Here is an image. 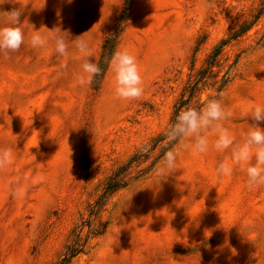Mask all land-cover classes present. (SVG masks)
I'll return each instance as SVG.
<instances>
[{"label":"rangeland","instance_id":"rangeland-1","mask_svg":"<svg viewBox=\"0 0 264 264\" xmlns=\"http://www.w3.org/2000/svg\"><path fill=\"white\" fill-rule=\"evenodd\" d=\"M16 7L33 30L59 26L89 40V59L101 71L87 83L74 46L67 57L55 55L51 42L32 49L30 25L19 50L0 52V151L16 146L0 164V264H57L72 231L88 221L84 234L94 235L70 264H264V183H248L246 162L232 164L230 176L216 172L221 162L232 163L250 125L264 129V121L246 115L264 104V0H132L121 22L125 0H14L0 5V27ZM257 13L247 32L229 39ZM222 40L225 81L218 92L204 88L198 102L202 108L221 100L229 113L221 123L234 144L217 152L209 131V150L182 152L157 188L163 156L156 147L146 152ZM119 50L136 57L138 98L115 94L110 62ZM143 154L127 170L125 187L89 220L108 177Z\"/></svg>","mask_w":264,"mask_h":264},{"label":"clouds","instance_id":"clouds-1","mask_svg":"<svg viewBox=\"0 0 264 264\" xmlns=\"http://www.w3.org/2000/svg\"><path fill=\"white\" fill-rule=\"evenodd\" d=\"M6 2L12 3L14 0H0V5ZM65 2L71 3L72 0H65ZM23 12L24 9L20 7L12 8L6 12L8 23L6 26L0 27V52L5 54L15 52L24 43V29L30 24L26 19H21ZM49 42L53 46L54 54L59 57L69 55L70 45L81 53L83 60L81 68L86 74L85 82L91 83L93 77L100 73L101 69L98 64L89 59L92 55L90 42L82 35L72 38L68 30H62L59 26L47 29V33H41L39 29L33 30L31 26L30 46L32 49H45ZM110 63L115 77V94L123 99L140 97L143 87L136 57L127 50H119L113 53ZM227 115L229 113H226L221 100L215 98L209 99L200 109L188 107L176 115L174 122L168 126L165 133L169 141L176 143L164 152L161 161L156 166L155 173L158 181L155 186L157 188L160 181L175 172L177 160L182 152L191 151L194 154H203L209 150V131L215 134L211 146L217 152H223L234 144V136L221 123ZM246 115L254 122L264 121V104H256L251 107ZM249 129L243 143L233 149L232 163L221 162L216 168V172L219 175L230 176L232 164L246 162L248 164L246 168L248 183L261 184L264 183V129L256 123L250 125ZM15 147L14 145L0 151V164H7L11 161ZM149 147L150 145H145L143 150L147 151ZM253 157L255 163H251ZM130 196L121 209L127 207L126 202L129 201Z\"/></svg>","mask_w":264,"mask_h":264},{"label":"trees","instance_id":"trees-1","mask_svg":"<svg viewBox=\"0 0 264 264\" xmlns=\"http://www.w3.org/2000/svg\"><path fill=\"white\" fill-rule=\"evenodd\" d=\"M132 0H125L124 11L122 12L118 22L126 18L130 8ZM260 13H257L251 22L247 25L239 26L238 30L233 31L229 39H236L245 32H247L250 27L259 19ZM114 38L112 34L104 42V53L102 54V60L106 57V51L112 50ZM227 40H222L218 46H216L204 59L203 66L200 70L190 77L186 85L182 88L179 98L172 106V113L168 122V126L174 122L176 115L183 109L188 107H194L200 109V104L198 102V96L204 88H215L216 92L220 90L222 84L225 81L224 76H220V66H219V56L223 50V46L227 44ZM108 54V53H107ZM166 131L159 134L156 138L152 140L151 148L146 152L148 154L152 149L158 148V157H162L164 152L175 144V141H169L166 136ZM146 154L132 156L124 165L120 166L116 171L108 177L105 186L102 190L99 198L90 206L88 210L89 220L91 216H96L102 209L107 198H109L113 193L122 189L126 185L125 177L127 175V170L131 167L133 163L142 162ZM89 228V221L82 222V224L74 229L70 234L68 244L65 246L64 253L57 264H70L71 261L82 254L86 248L87 240L90 236L94 234L91 232H86L85 229ZM87 231V230H86Z\"/></svg>","mask_w":264,"mask_h":264}]
</instances>
